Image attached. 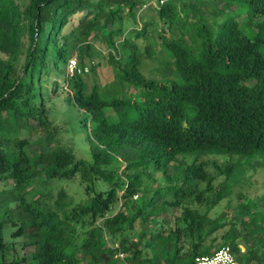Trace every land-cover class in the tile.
<instances>
[{"label":"trees","instance_id":"trees-1","mask_svg":"<svg viewBox=\"0 0 264 264\" xmlns=\"http://www.w3.org/2000/svg\"><path fill=\"white\" fill-rule=\"evenodd\" d=\"M211 2L220 4L209 17L202 8ZM150 30L170 59L168 77L139 70L153 49L135 40ZM94 39L111 50L115 82L132 92L83 93L74 83L67 99L81 111L85 158L53 144L57 129L35 91L49 65L60 71L69 47L89 70L83 50ZM209 155L227 161H211L224 176L201 212L183 201L199 203L211 190ZM255 163L264 165V0H0V264H115L113 255L129 250V264H189L210 254L219 229L218 245L236 261L264 264V194L238 193L229 212L207 215ZM154 173L163 185L152 189ZM70 180L81 187L77 199L59 184ZM169 208H180L183 225L156 232L159 247L139 259L125 232ZM8 228L32 247L27 255L4 240ZM106 236L120 237L116 248L103 245Z\"/></svg>","mask_w":264,"mask_h":264},{"label":"rangeland","instance_id":"rangeland-1","mask_svg":"<svg viewBox=\"0 0 264 264\" xmlns=\"http://www.w3.org/2000/svg\"><path fill=\"white\" fill-rule=\"evenodd\" d=\"M17 3H25L26 0H15ZM220 2H217L214 6L213 3H208V6L202 8L207 16L212 17L213 11L219 6ZM148 16L153 15V10L147 11ZM147 16V17H148ZM154 17V15H153ZM131 22L127 19L122 21L123 35L129 39L132 37L130 33ZM167 33H165V36ZM71 37L67 39V42L71 43ZM146 40L138 38L135 40L136 43L143 47L146 43H150L152 47V54L149 58L142 57L139 64V70L146 76L152 78H164L168 77L169 72L167 68L169 66V57L163 50L161 40L156 36L152 30L147 32ZM120 37L115 39L117 46L119 45ZM68 46H65L67 48ZM108 52L111 53L110 49H107L102 42L98 39L91 40L90 48L88 50H83V62H90V67L88 72L79 75L78 77L66 78L64 75V62L60 65V71L54 72L55 70L49 65L46 68V72L39 75V80L36 83L37 88L35 91V96L37 101L40 100L38 93L43 97L44 105L47 107V117L51 123L56 127L57 134L53 144H65L69 146L78 157H88V145L85 137V130L80 125L79 118L81 111L78 110L72 102L68 101L69 97L73 92L74 83H80L83 93L89 92L92 87H96L97 90L102 88L119 87V94H127L132 92L126 83L117 84L115 82L112 67L108 61ZM75 54V50L68 48L66 57ZM35 96L33 101H35ZM31 138V137H30ZM208 161L206 170L211 174L212 179L210 182L211 190H204L200 198V202L196 203L190 198H185L183 205H188L190 207H198L199 211L203 212L206 209L207 198L214 192L218 187V183L223 179V174H218L217 170L212 167L211 161L217 163L226 162V157L220 155H209L205 157ZM239 181L234 182L231 186V193L228 197L218 201L212 208L207 212L208 217L213 218L220 215L222 211L229 212L235 204L239 201L237 198L238 193H242L248 196L250 199H260L264 194V165L260 163L252 164L250 167H245L242 174L237 175ZM153 177L156 181L151 186L152 189L158 184L163 185L162 178L158 173H154ZM205 181L199 183V188L202 189L205 186ZM61 187L65 189V192L72 197V199H77L80 195L81 187L77 184L76 180L61 181L59 182ZM5 187L0 182V190ZM6 190H10L9 187ZM135 202L141 199L140 194L134 196ZM118 206V202H115L110 209V213L114 212ZM180 208H169L164 212L157 214L152 220H146L145 223L141 224L138 220L134 221L132 229L125 232V238L131 249H138L140 255L139 259L150 258L153 255L154 249L159 247L158 242L154 241L153 235L158 231L167 232L168 226L170 229L174 228L175 225L182 226L181 221H178L176 216L179 214ZM161 218H167L169 221L167 223ZM14 228H8L4 232V240L6 242L14 243L18 253L27 255L32 247L21 246L22 237L18 236L15 238L9 237V232ZM222 229H219L213 233L215 235V240L211 242L212 251L215 247H218L219 235ZM119 236H115L113 239L109 237L104 238L103 245L105 247L116 248L119 243ZM211 236H209L205 243L210 241ZM210 243V242H209ZM187 249V244L182 245V250ZM131 256V251L121 252V256H117V252L113 255L115 257L113 260L115 264H129L126 257ZM137 259V261H140ZM134 261V262H137Z\"/></svg>","mask_w":264,"mask_h":264},{"label":"built area","instance_id":"built-area-1","mask_svg":"<svg viewBox=\"0 0 264 264\" xmlns=\"http://www.w3.org/2000/svg\"><path fill=\"white\" fill-rule=\"evenodd\" d=\"M152 2V1H151ZM161 0H159V3ZM153 3V2H152ZM88 72L86 63H81L75 54L70 55L64 64V75L70 77L73 75H81ZM117 256H121V252L117 251ZM189 264H243L236 261L229 248L226 245H221L212 250L208 255L197 256L193 262Z\"/></svg>","mask_w":264,"mask_h":264}]
</instances>
